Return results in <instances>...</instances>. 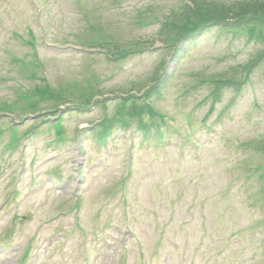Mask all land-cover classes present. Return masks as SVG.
Returning a JSON list of instances; mask_svg holds the SVG:
<instances>
[{"label": "rangeland", "instance_id": "obj_1", "mask_svg": "<svg viewBox=\"0 0 264 264\" xmlns=\"http://www.w3.org/2000/svg\"><path fill=\"white\" fill-rule=\"evenodd\" d=\"M149 1L0 0V105L15 99L20 84L40 82L28 80L19 61L35 60L33 48L43 65L38 78L86 88L90 69L106 98L154 73L152 49L120 68L87 57L76 41L97 8L102 25L123 28ZM153 2L164 12L177 4ZM136 30L134 38L149 36ZM191 46L152 98L176 129L162 140L142 145L132 127L105 145L89 131L82 144L79 130L104 114L95 108L61 114L64 144L43 124L10 149L12 119L0 114V264H264V61L239 94L236 86L222 90L217 103L211 81L197 84L203 73L233 76L264 42L214 30Z\"/></svg>", "mask_w": 264, "mask_h": 264}, {"label": "trees", "instance_id": "obj_2", "mask_svg": "<svg viewBox=\"0 0 264 264\" xmlns=\"http://www.w3.org/2000/svg\"><path fill=\"white\" fill-rule=\"evenodd\" d=\"M182 3L176 9H172L169 14L158 13L154 7L149 6L139 10V18L135 20L134 25L139 28L149 27L150 25L158 24L156 30L152 32V36L156 41L161 43V46L155 49L160 53L161 61L159 67L150 82L166 83L165 76L160 78V74L164 72L167 62L165 58L173 54H181L180 46L185 39L196 36L200 32L219 28L220 31L233 33L235 35L245 34L252 39H259L264 42V0H181ZM180 1V2H181ZM133 26V25H132ZM79 43L92 49H99L109 60L118 63L121 60L129 58L138 51H142L148 47L145 45L149 38L140 42L122 38L121 31L115 33V29H110L107 33L104 28L98 25H91L88 33H82L79 37ZM131 44V46H130ZM147 44V43H146ZM128 45V46H126ZM153 45V42L151 43ZM130 46V47H129ZM264 61V50L259 51L257 56L252 60L240 65L236 69H232L233 76H227L220 73L213 76H207L203 73L201 78L197 79L198 83L211 81L212 94L215 101H219L222 90L232 89L240 92L248 82L251 72ZM208 75V73H206ZM93 79L92 84L86 81L88 94L82 92L83 87L78 82H73L67 85V88H62L60 84L57 90H52L51 85L46 82L32 88H26L17 91V100L10 103H5L0 109L5 111H22L24 115L28 112L36 114L40 110V104L45 101L61 100L66 102L70 90L74 88L80 91L83 101L78 105H90L94 98L100 94L96 91V83L98 79L92 72L90 73ZM200 76V75H199ZM44 81L45 79H41ZM156 85V84H155ZM150 92H148L146 98ZM147 101V100H145ZM131 102V107L126 105ZM140 100L134 97H127L120 101L119 107L123 111L129 112L131 116L138 120L140 130L145 135L149 133L150 126L156 124L157 119L163 117L155 110L150 109L147 102L139 103ZM55 105L54 107H57ZM135 115V116H134ZM147 116L150 123H145L143 117ZM113 123L111 120L108 127L102 125L99 129V136L104 140L110 131V126ZM163 123V121H162ZM158 130V129H156ZM153 132V129L152 131ZM149 135V134H148ZM264 154V143L261 146ZM264 169V167H263Z\"/></svg>", "mask_w": 264, "mask_h": 264}]
</instances>
